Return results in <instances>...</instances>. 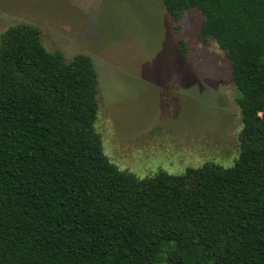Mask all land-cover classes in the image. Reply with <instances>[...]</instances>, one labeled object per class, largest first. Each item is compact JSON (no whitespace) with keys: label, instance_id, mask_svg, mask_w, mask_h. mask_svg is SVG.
Masks as SVG:
<instances>
[{"label":"trees","instance_id":"16d2710c","mask_svg":"<svg viewBox=\"0 0 264 264\" xmlns=\"http://www.w3.org/2000/svg\"><path fill=\"white\" fill-rule=\"evenodd\" d=\"M196 8L232 63L241 153L139 178L96 127L93 58L49 50L38 25L0 39V264H264V0H162ZM187 50L184 40L179 41Z\"/></svg>","mask_w":264,"mask_h":264},{"label":"rangeland","instance_id":"374dc122","mask_svg":"<svg viewBox=\"0 0 264 264\" xmlns=\"http://www.w3.org/2000/svg\"><path fill=\"white\" fill-rule=\"evenodd\" d=\"M203 20L196 8L176 20L162 0H0V39L28 22L66 60L93 58L104 152L139 178L206 163L228 168L240 156L232 63L214 38H201Z\"/></svg>","mask_w":264,"mask_h":264}]
</instances>
